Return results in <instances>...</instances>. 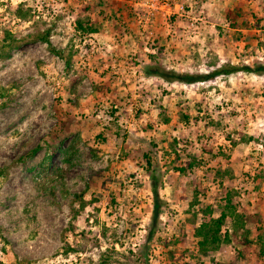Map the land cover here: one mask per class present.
<instances>
[{"label":"rangeland","instance_id":"1","mask_svg":"<svg viewBox=\"0 0 264 264\" xmlns=\"http://www.w3.org/2000/svg\"><path fill=\"white\" fill-rule=\"evenodd\" d=\"M257 64L264 0H0V264H264V73L148 72Z\"/></svg>","mask_w":264,"mask_h":264},{"label":"trees","instance_id":"2","mask_svg":"<svg viewBox=\"0 0 264 264\" xmlns=\"http://www.w3.org/2000/svg\"><path fill=\"white\" fill-rule=\"evenodd\" d=\"M41 39L47 41V37L45 35H40ZM240 68L243 71H250L256 74L264 73V64H257L255 67H250L248 65H243L241 67L228 66L218 70H214L210 73L205 74H192V73H178L172 70H166L163 68H150L148 71L152 75H156L164 79L168 82H184V83H194L197 81H204L214 78L219 74H230L235 70ZM49 158V157H48ZM151 192L153 199V209H152V221L155 220L159 216L160 207H161V198L158 191L157 178L155 175L151 173ZM78 197V196H77ZM224 206L221 209L219 215L217 217H211L207 214V216L202 218L200 225L195 229V236L198 238V246L199 249L204 251L208 248L215 249L218 247L220 242L225 239V235L222 238L220 231L225 222V218L227 216L233 217V226L234 229L238 227H243L245 220H243L241 215H238L236 212V208L231 202L229 193H226ZM150 232H153L150 230ZM150 235V234H149ZM258 239H260L258 237ZM260 252H263L262 250Z\"/></svg>","mask_w":264,"mask_h":264}]
</instances>
